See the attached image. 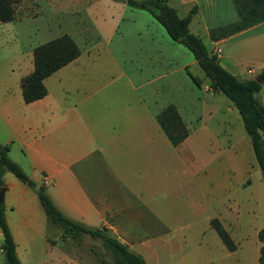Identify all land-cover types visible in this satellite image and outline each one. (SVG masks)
I'll use <instances>...</instances> for the list:
<instances>
[{"label": "crops", "instance_id": "obj_1", "mask_svg": "<svg viewBox=\"0 0 264 264\" xmlns=\"http://www.w3.org/2000/svg\"><path fill=\"white\" fill-rule=\"evenodd\" d=\"M46 1V9H36L35 5L24 12H14L11 21L0 23V30L12 34L2 61L12 58L17 62L6 69L12 75L10 80V75L0 73V144L8 146V157L35 186L44 188L61 214L83 226L103 230L139 254L144 264H153L152 260L154 264H193L188 244L195 231L204 243L198 250L201 255L210 256L214 246L225 264H259L258 239L255 253L248 255H243L236 241L242 235L238 205L222 203L229 187L227 177L216 179L213 186L212 172L205 161L202 165L199 158L197 163V152L205 159L211 155V140L218 141L217 155L243 159L245 153L237 146L229 121L221 117L216 121L218 129L205 128L210 138L204 140L202 147L192 145L201 143V139L188 141L192 131L203 128L215 111L220 112L222 103L207 82L200 80L197 86L190 78L186 70L197 77V72L189 70L196 64L191 53L173 41L147 11L112 0L124 5L122 15L129 19L123 32L129 30L136 39L127 44L128 54L132 59L138 58L135 63L139 68L130 67L132 60L125 67L112 59L120 71L106 75L84 47L86 33L90 31L98 38L106 27V20L93 17V0H76L78 16L73 19L71 33L63 31L59 24L58 33L51 32L54 23L50 12H61L65 7L61 0ZM50 1L52 5L48 4ZM166 3L179 16L196 7L187 25L189 32L199 37L217 56L219 64L237 79H253L264 68V20L210 40V28L237 19L232 0ZM41 18L44 20L39 26L32 24ZM84 18L90 24L83 28ZM23 34L32 40L19 41ZM61 34L73 39L78 55L43 79V97L25 103L19 81L32 70V48ZM119 39H109L107 43L114 56L124 53L117 52L121 48ZM257 96L264 106V82ZM168 104L174 105L187 130L186 137L174 146L156 119ZM233 108L228 100L226 110L233 113ZM225 125L231 133L223 130ZM2 179L4 216L21 264H31L34 256L39 258L37 264H49L45 254L55 249L58 260L50 264H62L64 260L66 264H100L75 245L71 251L56 248L57 242L69 238L61 239V230L47 219L34 188L8 171ZM239 185L242 181L236 183V187ZM211 218L224 227L235 249L224 247L209 225ZM197 224L199 228L195 227ZM261 226L254 228L255 235ZM185 228L193 229L181 232ZM198 264L217 261L204 259Z\"/></svg>", "mask_w": 264, "mask_h": 264}, {"label": "trees", "instance_id": "obj_2", "mask_svg": "<svg viewBox=\"0 0 264 264\" xmlns=\"http://www.w3.org/2000/svg\"><path fill=\"white\" fill-rule=\"evenodd\" d=\"M130 7L147 11L159 23L167 35L185 47L193 56L197 66L206 78L208 87L215 93L225 96L236 109L246 135L249 138L254 159L261 174L264 200V106L257 94L264 82V68L253 79L239 80L225 70L218 62L217 56L210 52L201 39L189 32L187 25L196 11L193 6L184 16L166 3V0H118ZM14 0H0V23L13 19ZM237 16L234 22L216 26L208 30L210 40H217L264 20V0H232ZM79 49L67 34H61L32 48V70L20 78L19 87L25 103L40 99L46 94L43 79L59 67L74 59ZM192 81L198 86L200 80L191 75ZM157 122L163 133L174 146L187 135V130L176 108L166 105L157 114ZM8 146L0 144V187L4 188L2 175L8 171L18 180L34 188L47 219L61 230L62 238L76 239L79 233H87L100 238L104 248L109 252L113 264H144L143 258L116 240L103 230L89 228L65 217L52 203L42 186H35L20 166L7 155ZM210 227L215 231L224 247L231 251L235 245L227 231L216 218L209 220ZM0 253L1 264H21L15 252V243L8 228L2 200H0ZM256 237L260 242L258 263L264 264V211L263 224ZM100 264H108L97 257Z\"/></svg>", "mask_w": 264, "mask_h": 264}, {"label": "rangeland", "instance_id": "obj_3", "mask_svg": "<svg viewBox=\"0 0 264 264\" xmlns=\"http://www.w3.org/2000/svg\"><path fill=\"white\" fill-rule=\"evenodd\" d=\"M59 0H55L54 2H58ZM30 2V6L23 8V4H26ZM46 0H14L13 2V11L17 13L19 12H24V10H29L32 6L36 5L39 8L46 9L44 6V3H46ZM53 1H50L48 3L49 5L53 4L51 3ZM63 2L65 7L64 9H61V12H50L52 15L51 21L54 23L51 32L58 33L57 26L58 24L60 27L63 29L65 32H72V22L75 17L78 15L75 13V9L77 6L76 0H61ZM38 4H43V5H38ZM122 4L114 2L112 0H93L92 3L90 4V10L93 8V17H96L97 20L104 19L106 20L105 22V29L103 32L99 33L98 38L93 37V34L88 33L85 34L86 36V44L84 47L88 49L89 55L95 58V61L100 64V71L101 73L103 72L106 75H115L117 72L120 71L118 66H115L112 64L114 59L117 62V65H124L125 67L130 64L134 63L132 67L133 70H138L139 65L135 63V60L138 59L137 57H134L133 59L130 58L128 52V47L127 44H130V39L131 41H136L135 37L133 36L132 32H123L124 29L123 27L126 21L129 19L127 16L122 15L123 13L121 12ZM46 19V18H45ZM44 19H38L35 22H32L33 25H40ZM79 24V23H78ZM90 23L87 18L83 19V24L82 27L84 28L85 26H88ZM52 23L50 22V27ZM81 26V25H79ZM118 31H122L118 33ZM126 31V30H125ZM29 33V31H28ZM42 35V32H40ZM131 33V34H129ZM128 34L130 37H128ZM40 34L37 35V37H41ZM36 37V38H37ZM119 37L120 39V44L119 46L121 47L119 51L117 52H124V53H118L117 56H114L112 53L108 51V40L117 38ZM31 36H28L26 34H23L20 36L19 41L28 43L30 42ZM12 41V34L9 30L6 29H1L0 30V73H5L8 76L9 80L11 79V74H8L6 69L9 66L16 65V61L14 62V59H9V60H3V52L5 53L4 49L8 47L9 42ZM126 48V49H125ZM136 51V50H135ZM124 63V64H123ZM189 70L191 72L195 71L197 72V77L199 80H202L203 82H207L206 78L203 76L201 70L197 66V64H194L190 66ZM201 77V78H199ZM219 94V100H222V103L220 104V112L215 111L214 115L211 116V119L208 118L206 120V123L204 124V127L197 130L196 132H191V135L189 137L188 141H191L193 139H201V143H195L193 142L192 145L195 148L202 147L204 144V140L209 137V131H214V127L217 128V120L219 118H224L229 121L232 129V136L236 140L237 146L240 147L242 152L245 154L243 155V159H232L229 158L225 155L219 156L216 154L219 153V144L218 141H213L211 140L210 144V149L211 155H207L206 159L205 156L199 155L197 152L196 158H197V163L198 159L201 158V162L203 165V162L205 161L207 168L211 170L212 172V185L215 186L216 179L222 178V180H225L224 178L227 177V183L229 185L228 187V192L226 198L223 199L224 197V192L221 194L222 195V203L227 204L230 203L231 205L229 206H235L237 204V211H238V220H240L241 225H242V235L238 236L236 241L239 243V249L241 252H243V255H248V254H253L255 253V246H256V235L254 234V228L258 225L263 224V211H264V200H263V187H262V181H261V174L259 171V168L256 164V161L254 159L251 147H250V142L249 138L246 135L241 119L236 111V109L233 108V113H229L226 110L227 104H228V99L223 96L222 94ZM207 96V94H206ZM225 100V103L223 104ZM227 102V104H226ZM218 104V105H219ZM206 129H208V134L206 132ZM223 130L228 131L229 127L225 125L222 127ZM225 131V133H226ZM229 132L231 133L230 129ZM224 133V134H225ZM206 134V135H205ZM223 134V135H224ZM210 141V140H209ZM209 146V145H208ZM216 172H220L222 175L217 176ZM217 173V174H218ZM242 181V185H239L236 187V183ZM199 228V224L195 226ZM193 228L190 229V231H187L186 228L183 229L181 232L187 233L191 232ZM213 238L219 242L218 238L212 232ZM208 236L206 235V238ZM240 237V239H239ZM69 238V237H68ZM191 244L189 242L188 247L190 250L193 252V257L192 261L193 264H198L199 261H202L206 259H211L212 261L216 260L217 264L224 263L225 261L220 258V254L215 250L214 246H212V253L209 255H201L198 250L201 248V246H204V243L199 240V237L197 236V231H195L192 236H191ZM1 241V240H0ZM189 241V239H188ZM211 243V242H209ZM75 245L74 247L79 248L80 250L84 251L87 255H90L93 257L94 260H97V257H100L104 259L108 264H113L111 256L109 252L104 248L102 241L100 238L97 237H90L89 234L87 233H79L78 237L76 239L69 238L68 240L64 242H57L56 248H60L61 251H69L72 249V246ZM185 250V249H184ZM71 251V250H70ZM179 253V249L177 250V255ZM59 252L55 249L51 252H47L45 254V260L47 263H54L56 260H58ZM201 255V256H200ZM200 256V257H199ZM61 257V256H60ZM177 258V256H175ZM0 259H2V255L0 253ZM155 259V258H154ZM62 260V258H61ZM65 261V260H64ZM64 261H62V264H66ZM153 264L155 263L154 260ZM39 262V258L35 257L33 260H31V264H37ZM70 264V263H67ZM86 264V263H83Z\"/></svg>", "mask_w": 264, "mask_h": 264}, {"label": "water", "instance_id": "obj_4", "mask_svg": "<svg viewBox=\"0 0 264 264\" xmlns=\"http://www.w3.org/2000/svg\"><path fill=\"white\" fill-rule=\"evenodd\" d=\"M2 195H3V187H0V200H2Z\"/></svg>", "mask_w": 264, "mask_h": 264}]
</instances>
